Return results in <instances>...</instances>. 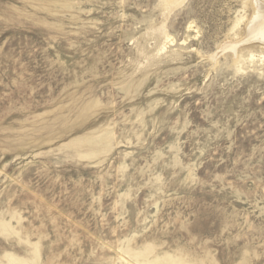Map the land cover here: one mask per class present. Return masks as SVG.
<instances>
[{"label":"rangeland","instance_id":"1","mask_svg":"<svg viewBox=\"0 0 264 264\" xmlns=\"http://www.w3.org/2000/svg\"><path fill=\"white\" fill-rule=\"evenodd\" d=\"M262 1L0 0V264H264Z\"/></svg>","mask_w":264,"mask_h":264},{"label":"bare ground","instance_id":"2","mask_svg":"<svg viewBox=\"0 0 264 264\" xmlns=\"http://www.w3.org/2000/svg\"><path fill=\"white\" fill-rule=\"evenodd\" d=\"M179 2V1H178ZM177 2V3H178ZM261 4H264L263 1ZM261 4H259V7L257 8L256 6L254 7V12H256L257 10H259L261 12V15L262 17L264 16V5L263 6H260ZM261 9H263V11H261ZM257 13V12H256ZM255 13V14H256ZM254 16V14H253ZM259 16V15H258ZM257 17V16H256ZM260 17V16H259ZM255 18V17H254ZM253 24V23H252ZM263 24V23H262ZM255 25V24H254ZM259 27V26H258ZM260 28V27H259ZM256 29V28H255ZM254 29V30H255ZM259 32V30H258ZM253 33V32H252ZM251 33V34H252ZM256 33V31H255ZM263 33V32H262ZM261 34V32H260ZM256 35V34H255ZM257 36V35H256ZM259 36V35H258ZM255 37V36H254ZM263 38V37H262ZM1 227H3L5 229V227L3 225H1ZM166 257H162V258H156L154 260H146L145 262H143V264H177L176 261L170 259L169 261L165 259ZM11 261L15 264H27L26 261H23V260H19L17 258H14V257H10Z\"/></svg>","mask_w":264,"mask_h":264}]
</instances>
